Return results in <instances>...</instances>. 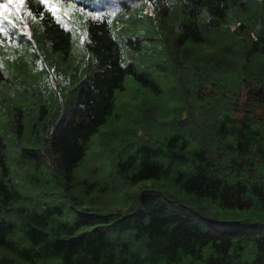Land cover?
I'll return each instance as SVG.
<instances>
[{
  "label": "trees",
  "instance_id": "obj_1",
  "mask_svg": "<svg viewBox=\"0 0 264 264\" xmlns=\"http://www.w3.org/2000/svg\"><path fill=\"white\" fill-rule=\"evenodd\" d=\"M72 2L0 44V264H264V0Z\"/></svg>",
  "mask_w": 264,
  "mask_h": 264
},
{
  "label": "snow or ice",
  "instance_id": "obj_2",
  "mask_svg": "<svg viewBox=\"0 0 264 264\" xmlns=\"http://www.w3.org/2000/svg\"><path fill=\"white\" fill-rule=\"evenodd\" d=\"M63 0H39L41 5H44L48 11L57 16V19L63 21L67 12L76 7L72 0H68L67 7H62ZM30 0H0V44L14 43L21 36H31V31L25 21V13L32 19H37L42 16V12L33 13L29 7ZM80 11H84L83 8ZM89 16L94 19H102L103 13L89 12ZM24 24V27H21ZM87 34L81 35V44L85 42Z\"/></svg>",
  "mask_w": 264,
  "mask_h": 264
},
{
  "label": "rangeland",
  "instance_id": "obj_3",
  "mask_svg": "<svg viewBox=\"0 0 264 264\" xmlns=\"http://www.w3.org/2000/svg\"><path fill=\"white\" fill-rule=\"evenodd\" d=\"M25 53L23 55V59L21 56L15 58L14 60L10 61L11 64L14 66V73H9L10 82L18 84H28L29 87L37 84H45V78H51L50 72H48L45 68V63L43 59H35L31 55L33 46L31 44L25 43L23 46ZM35 51V50H34ZM42 70L48 72L46 75H43ZM130 79V78H129ZM241 223V224H240ZM231 225L235 226H251L256 228L257 230L264 231V221L261 220L257 223H251V221H238V223H234Z\"/></svg>",
  "mask_w": 264,
  "mask_h": 264
}]
</instances>
